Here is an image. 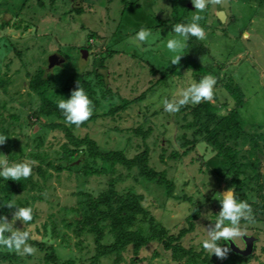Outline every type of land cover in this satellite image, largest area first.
<instances>
[{"label": "rangeland", "instance_id": "rangeland-1", "mask_svg": "<svg viewBox=\"0 0 264 264\" xmlns=\"http://www.w3.org/2000/svg\"><path fill=\"white\" fill-rule=\"evenodd\" d=\"M125 1L126 4L121 0H41L42 5L38 6L36 0H0V23L7 21L4 26L0 24V134L9 137L0 145V158H6L12 164L27 161L28 152L41 151L47 154L44 161L64 164L59 161L63 134L57 128L48 127L49 123L58 120L37 118L32 114L37 110L38 97L27 89L26 74L33 75L40 68L49 81L43 94L52 102L68 99L72 84L76 85L77 81L80 85L86 83L93 90L92 99L97 101L92 114L95 118L87 121L85 126L70 127L74 136L86 135L101 150H121L130 158L143 146L141 138L132 134V128H149L150 133L143 140L148 148L147 164L156 171H163L173 181V193L178 197L166 198L161 187L138 177L134 169L126 171L119 165H114V170L108 172L106 167L105 172L98 175L81 174L86 168L91 170L101 166L100 161L91 158L74 160L69 164L70 171L56 173L47 167L51 176L42 185L38 178L40 191H14L3 202L5 206L14 201L18 207H31L36 216L33 226L39 233H34L32 225H24L19 220L14 226L18 229L25 226L34 238L46 239L60 261L71 260L73 264H89V257L94 252L93 236L89 233L75 236L71 232L72 226L64 227V224L78 217L82 210L83 197L79 193L97 194L110 178L116 179L117 191L129 190L140 196L143 211L171 233L185 226V217L197 205L199 211L193 221V230L179 241L182 246H191L195 251L206 237L205 228L214 224L216 213L220 211L221 205L214 198L228 187H233L240 198L254 206L263 203V191L254 177L259 172L264 173V2L258 5L257 0H227L223 8L209 5L202 13L204 19L199 21L206 39H196L205 50L186 48L193 60L200 66H208L216 74L214 99L209 102L214 112L223 115L235 105L236 100L222 87L223 83L238 90L241 107L237 117L242 138H230L224 143L234 150V160L241 164L239 173L233 176L222 156L200 137L193 143H185L193 138L192 128L184 127L191 121L190 115L181 111L169 114L163 110L165 98L173 99L175 93L194 81L191 70L177 69L170 63L177 54L166 46L168 39L176 38L172 30L151 27L156 24L154 17L169 18L168 0ZM177 3L175 15L185 13V19L190 23L195 11L191 0H177ZM184 6L189 11H184ZM73 7H80L82 12L75 14ZM218 10L225 14L222 23L215 22ZM143 26H150L148 29L159 35L151 47L142 46L148 48L147 51L130 43ZM88 32H92L93 38L86 40ZM86 42L90 44L89 49L84 47ZM80 48L86 50L84 58L79 54ZM53 53L64 56L63 61L48 68L47 60ZM98 57L103 61L99 62ZM149 66L155 70L153 73L149 72ZM173 68L178 70L177 73L168 72ZM162 72H167L165 83L146 92L150 83L160 80ZM105 90H109L110 99L102 97ZM142 92L141 100L123 105L122 98L130 101ZM121 105L122 109L110 111ZM36 138L41 139L39 144ZM252 141L257 143L259 150L251 147ZM175 151L176 157L168 158V154ZM32 161L37 163L36 159ZM8 188L9 184L0 177V193ZM31 194L38 198H32ZM252 208L256 223L242 220L241 224L246 226L247 232L253 230L258 234L253 252L244 257L229 252L226 259L220 260L203 251L208 255L203 264H264V209ZM14 211L15 208H8L5 216L9 221ZM205 213L210 220L203 216ZM42 223L45 230L40 227ZM51 227L56 231L53 238L50 237ZM111 238L106 233L100 242L109 243ZM240 243L238 240L237 244ZM127 253L123 254L125 258ZM19 257L18 262L10 264H42V252L39 251ZM140 257L142 260L136 264H179L155 242L140 248L137 258ZM97 264H112L111 258L102 257Z\"/></svg>", "mask_w": 264, "mask_h": 264}, {"label": "trees", "instance_id": "trees-1", "mask_svg": "<svg viewBox=\"0 0 264 264\" xmlns=\"http://www.w3.org/2000/svg\"><path fill=\"white\" fill-rule=\"evenodd\" d=\"M49 1L52 2L53 0ZM257 1L258 5L264 2V0ZM121 2L123 4L127 3L125 0H121ZM35 3L38 6L42 5L41 0H36ZM168 4L170 7L169 18L160 19L154 17L156 24L151 26L153 29L167 27L172 30V24L188 23L185 19V13L180 14L179 16L175 15V12H177V0H168ZM81 10L82 9L80 7L72 8V12L75 14L81 13ZM183 10L187 12L189 11V8L184 6ZM215 22L220 23L217 18H215ZM0 24L1 26H4L7 24V21L2 20ZM143 27L149 28L150 26ZM89 38H93L92 32H88L86 34V40ZM84 47L85 49H89L90 44L86 42ZM187 47L193 49L197 48L201 51L205 50L201 44L196 42L195 37H191L187 41ZM186 48L182 52L180 64L176 65L177 69L185 68L191 70L194 76L193 79L196 82H198L203 77V75H216L215 73H212V70L208 66H200L195 60H193L189 56L188 50L186 51ZM107 55L109 54L107 53ZM98 59L99 62L103 61V58L98 57ZM176 68H173L168 72L177 73L178 70ZM153 71L155 70L149 66V72L153 73ZM166 75L167 72L160 73V80L154 81V85L150 83L145 91H152L153 87L157 85H163L165 83L164 79ZM26 76L28 77L26 81L27 89L38 97L37 110L32 114L37 118L54 117L58 120L49 123L48 127L51 129L57 128L63 134L64 141L60 145L62 151L60 153L59 161H62L64 164L61 165L58 162L53 165L49 161H44L47 157L45 152H28L26 156L28 159L27 161L36 159L37 163L33 166L32 174L29 178L23 179L21 181H13L11 179L5 181V183L9 184V188L6 191H2V193H0V216H5L7 214L8 208L5 206L3 201L8 200L9 196L14 191L26 193L40 191L41 187L39 185L38 178H41L42 185L44 181H46L51 176V173L47 172L46 170L47 167L56 173L61 172L62 170L70 171L69 164L78 158L83 160H85V158H91L101 162V166L97 168H91V170L90 168H86L84 172H81L83 175L90 176L104 173V169H106V167L108 169L107 172L113 171L115 168L114 165H119L126 171L134 169L138 177L153 182L156 186L161 187L166 198H178L173 193V181L167 178L163 171H156L147 164L148 148L144 145L143 140L149 135V128H146L145 130H142L140 126L132 128V134L141 138L143 146L140 151L132 155L130 158H127L121 150H101L95 141L88 136H74L69 128H76V126L66 125L63 122L64 117L57 106V102H52L44 96L43 89L48 87L49 81L42 69L39 68L35 74L30 76L26 74ZM223 86L226 88V91L230 97L236 100L234 107L228 110V112L225 114L218 115L216 112H214L212 105L209 102H202L192 106L187 105L182 107L180 111L184 114L190 115L191 117V121L187 122L184 127L192 128L193 138L190 141H185V143H193L196 137H200V139L203 140L206 145L222 156L225 164L232 171L233 176H237L241 164L234 160V150L231 149L230 146L224 145V143L230 138L233 140L242 138L240 122L239 118L237 117V110L239 107H241V102L238 100L239 95L236 87L230 85L229 83H223L222 87ZM75 87L76 85L73 83L72 88L74 89ZM81 87H83L89 98L92 100L93 107H96L97 101L92 99L94 92L91 87L86 83H81ZM143 95L144 92L138 95L137 98L130 101L122 98L123 105L125 106L128 103L141 100ZM102 97L104 99H110L109 90L103 91ZM123 105L115 107L110 111L112 112L116 109L120 110L123 108ZM94 118L95 116H91L89 120H93ZM86 123L87 121L81 126H85ZM36 139H39V144L41 139ZM251 147H253L254 150H259L255 141L251 142ZM262 148H264V140ZM176 153V151L175 153H169L168 158H175ZM161 157V154H159L160 160ZM22 161L26 160H19L15 163ZM249 164H251V162ZM34 174H36L35 178L33 177ZM254 178L258 180V185L263 191V203L259 202V204L254 206L252 203L249 201L248 202L258 210L264 207V173L259 172ZM115 182L116 179L110 178L107 181L106 187L100 190L97 194H94L90 191L80 192L79 195L83 197L81 201L82 210L78 217L64 224V227L72 226L71 232L75 236H79L83 233L92 234L94 252L89 257V264H97L98 260L102 257L111 258L112 264H136L142 260L141 257L137 258L140 248L145 247V245L149 242L157 243L163 251L168 252L170 259L175 263L199 264V261H201V264H203L206 261L208 255L203 252L202 246L199 248V250L195 251L191 246L184 247L179 243L180 239L186 233H189L193 230V221L197 218V212L199 211L197 205H195L192 208L190 214L185 217V226L178 229L176 233H171L158 221L154 220L152 216H149L143 211L140 205V196L129 190L124 192L117 191L115 189ZM31 197L34 198V194H31ZM237 199L245 200L240 198L238 195ZM22 207H25V205H22ZM35 217V214H33V220L29 223V225L33 226V224H35ZM40 227L45 230L44 223H42ZM21 230H27V228L22 226ZM32 230L34 233H39V230L36 226H33ZM106 233L110 234L112 238L109 243L103 244L100 241L103 236L106 235ZM55 234L56 231L53 229V227H51L50 237L53 238ZM31 237L32 238L28 241V243L36 248L37 251L42 252V264H73L71 260L60 261L57 255L53 252L52 244L47 243L46 239L41 240L39 239L41 237L38 239L34 238L33 236ZM61 237H64L63 233ZM221 243H223V241H221ZM126 252H128L126 255L127 259L123 255ZM19 258L20 257L15 252H9L8 250L0 249V264L18 262Z\"/></svg>", "mask_w": 264, "mask_h": 264}, {"label": "clouds", "instance_id": "clouds-1", "mask_svg": "<svg viewBox=\"0 0 264 264\" xmlns=\"http://www.w3.org/2000/svg\"><path fill=\"white\" fill-rule=\"evenodd\" d=\"M195 11L191 17L190 23L172 24V31L176 38L167 40V49L170 52L177 53L170 59L173 65H179L183 50L187 47V41L191 37L203 41L206 39V32L199 24L204 19V13L208 6L213 8L219 6L223 8L227 4V0H191ZM247 38V33L244 34ZM159 39V35H154L148 28L141 27L135 35L130 39V43L135 44L143 51L148 48L142 47L148 45L151 47ZM158 46V45H157ZM217 80L212 75L203 76L198 82L192 81L187 87L180 89L174 94V98L169 100L165 98L162 101L163 110L169 114H175L180 109L189 104L197 105L202 102H212L214 99V90ZM57 106L61 111L63 122L79 128L88 121L93 114V103L89 98L80 82H76V87L71 91L68 99H60ZM9 137L0 134V145L6 143ZM35 161H22L9 164L6 158H0V177L7 181H21L31 176ZM217 199L221 205L220 211L216 213L214 224L205 228L206 237L202 239V250L209 254H213L220 260L227 258L230 248L227 246L229 242L235 243L243 240L245 235H249L246 226L241 221L254 223L255 217L252 205L247 200H238L236 191L233 187H228L224 193H220ZM9 209L15 208L11 221L6 216H0V247L7 249L9 252H15L19 256H31L37 251L28 241L32 238L30 231L16 228L15 222L21 221L24 225L29 224L33 220V209L31 207H18L14 201L6 203ZM210 220L207 213L203 215ZM213 221V220H211ZM223 241V243H221Z\"/></svg>", "mask_w": 264, "mask_h": 264}, {"label": "water", "instance_id": "water-1", "mask_svg": "<svg viewBox=\"0 0 264 264\" xmlns=\"http://www.w3.org/2000/svg\"><path fill=\"white\" fill-rule=\"evenodd\" d=\"M215 16L219 20L220 23L224 21L225 14L222 10H218L215 13ZM85 53H86V50L84 48L79 49V54L81 58H84ZM62 61H63V57L59 53H53L49 55L48 57L47 66L49 68L51 66L59 64V62H62ZM243 240L245 242V247L243 249H239L238 247L234 245L233 242H229L228 247L230 248V251H232L233 253H238L240 255H247L250 252L251 242H250V239L248 238L243 237Z\"/></svg>", "mask_w": 264, "mask_h": 264}, {"label": "flooded vegetation", "instance_id": "flooded-vegetation-1", "mask_svg": "<svg viewBox=\"0 0 264 264\" xmlns=\"http://www.w3.org/2000/svg\"><path fill=\"white\" fill-rule=\"evenodd\" d=\"M262 209H264V207H262ZM247 223V222H246ZM254 223H256V222H254ZM248 233H249V235H245L244 236V238H248V239H250V242H251V246H250V252L248 253V254H250L251 253V251L253 252V250H254V248H255V243L257 242L256 241V238L258 237L257 235V232L256 231H248ZM241 243H240V245H236L235 243H234V245L236 246V247H238L239 249H243L244 247H245V242H244V240H239ZM228 246V245H227ZM230 253L232 254V255H236V256H239V257H244V256H246V255H240V254H238V253H233L232 251H230Z\"/></svg>", "mask_w": 264, "mask_h": 264}]
</instances>
